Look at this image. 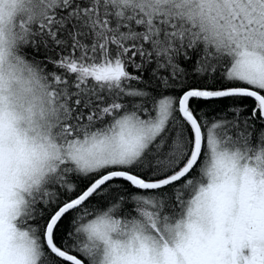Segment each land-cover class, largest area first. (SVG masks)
<instances>
[{"label":"snow or ice","instance_id":"snow-or-ice-1","mask_svg":"<svg viewBox=\"0 0 264 264\" xmlns=\"http://www.w3.org/2000/svg\"><path fill=\"white\" fill-rule=\"evenodd\" d=\"M0 264H264V0H0Z\"/></svg>","mask_w":264,"mask_h":264}]
</instances>
